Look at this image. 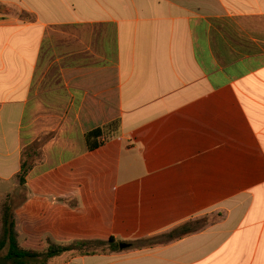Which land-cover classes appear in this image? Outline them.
Returning a JSON list of instances; mask_svg holds the SVG:
<instances>
[{
	"label": "crops",
	"instance_id": "0c3cea01",
	"mask_svg": "<svg viewBox=\"0 0 264 264\" xmlns=\"http://www.w3.org/2000/svg\"><path fill=\"white\" fill-rule=\"evenodd\" d=\"M2 203L20 246H118L47 264H264V0H0Z\"/></svg>",
	"mask_w": 264,
	"mask_h": 264
},
{
	"label": "trees",
	"instance_id": "16d2710c",
	"mask_svg": "<svg viewBox=\"0 0 264 264\" xmlns=\"http://www.w3.org/2000/svg\"><path fill=\"white\" fill-rule=\"evenodd\" d=\"M120 127L119 122H113L102 128H97L88 134H86V144L89 151L93 152L100 149L104 145L106 136H111L112 132H116ZM36 148H31L25 153L24 160L22 162L21 172L18 174V181L21 186L26 184V179L34 165L35 154L38 157L41 153L35 151ZM3 215V227L0 235V254L5 252L4 257L11 259L10 264H47L50 259L61 257L68 252L76 251L77 254L87 253L88 250L97 251L98 249L112 245V248H118L115 246L114 239H111L108 243L105 242H76L69 246H60L52 242L47 241V248L43 252L34 250L23 249L20 246L18 240V234L15 230V222L13 216V209L10 205L6 204L2 210ZM190 224L184 225L172 233L163 236H155L142 241L144 244L156 245L159 243H166L176 239H180L188 234L197 232L202 227ZM165 238V241L161 239Z\"/></svg>",
	"mask_w": 264,
	"mask_h": 264
},
{
	"label": "rangeland",
	"instance_id": "374dc122",
	"mask_svg": "<svg viewBox=\"0 0 264 264\" xmlns=\"http://www.w3.org/2000/svg\"><path fill=\"white\" fill-rule=\"evenodd\" d=\"M13 9H10V8H6L5 9V11L6 12H10V11H12ZM18 12V11H17ZM18 13H20V12H18ZM37 153H38V150H35ZM28 152V151H27ZM35 158H34V165H33V167H32V169L34 168V166H36L38 163H40L41 162V160H42V157H41V155L38 157V155H36L35 154V156H34ZM31 169V170H32ZM31 172V171H30ZM7 201V200H6ZM6 203V202H5ZM10 204V203H9ZM3 206H4V204L2 203V208H3ZM57 245H60V246H63L64 244H57ZM21 247L23 248V249H33V250H35V251H38V252H43V251H45L46 250V248H47V242H34V243H27V244H25V243H21ZM99 250H102V249H99Z\"/></svg>",
	"mask_w": 264,
	"mask_h": 264
},
{
	"label": "water",
	"instance_id": "95a60500",
	"mask_svg": "<svg viewBox=\"0 0 264 264\" xmlns=\"http://www.w3.org/2000/svg\"><path fill=\"white\" fill-rule=\"evenodd\" d=\"M127 247H128V245H126V244H120L121 249H124ZM10 263H11V259L0 257V264H10Z\"/></svg>",
	"mask_w": 264,
	"mask_h": 264
}]
</instances>
